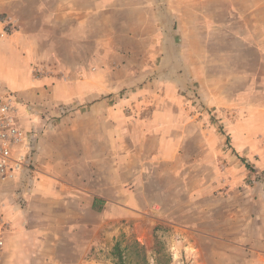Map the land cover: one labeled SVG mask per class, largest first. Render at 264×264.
Returning <instances> with one entry per match:
<instances>
[{
  "label": "crops",
  "instance_id": "crops-1",
  "mask_svg": "<svg viewBox=\"0 0 264 264\" xmlns=\"http://www.w3.org/2000/svg\"><path fill=\"white\" fill-rule=\"evenodd\" d=\"M176 7L178 35L182 30L178 42L187 37L186 29L180 26L182 18L202 14L209 21V31L239 42L231 54L242 60L244 38L248 37L244 20L255 16L264 24V0H176ZM0 10L20 27L14 39L0 41V84L17 92L23 101L50 109L61 104H92L76 118L59 120L40 140L36 182L26 197L25 208L15 204L13 186L0 182V264L32 260L23 249L27 244L36 248L41 245L42 236L45 238L42 232L56 223L57 218H51L59 214L54 207L65 208L60 215L70 216L67 221L81 231L88 227V215L96 210V200L106 204L113 200L114 206L120 207L114 200L137 198L138 185L163 182L169 172L178 183L190 181L184 178L183 146L170 144L164 130L168 114L139 106L153 108L159 102L168 103L169 97L162 93L171 84L164 80H169L166 74L175 68L166 64V57L180 54L188 58L184 46L175 54L169 45L173 38L165 25L169 0H0ZM106 37L116 41L122 37L134 42L141 39L145 45L106 50ZM106 53L119 56V60L105 59ZM3 59L10 63L7 70L2 66ZM116 71H123L124 76L118 78ZM153 82L161 83V94L150 98L139 91L105 110L101 98L115 92L114 87ZM133 103H137L136 109L129 110ZM32 114L23 111L26 128L31 126L30 118L36 119ZM150 123L154 129L147 135ZM152 138L157 142L154 149L146 144ZM115 209L113 213L120 214L121 208ZM261 215L256 216L262 221L254 232L244 228V251L257 256L253 264H264Z\"/></svg>",
  "mask_w": 264,
  "mask_h": 264
},
{
  "label": "rangeland",
  "instance_id": "rangeland-1",
  "mask_svg": "<svg viewBox=\"0 0 264 264\" xmlns=\"http://www.w3.org/2000/svg\"><path fill=\"white\" fill-rule=\"evenodd\" d=\"M169 11L168 22L164 20L173 35L169 45L174 47L175 54L181 53L184 46L188 58L185 60L180 54L166 57V64L175 68L166 74L169 80H164L171 84L162 93L169 97L168 103L159 102L153 108L147 104L139 106L168 114L164 130L170 144L183 146L184 178L190 181L178 183L169 172L163 182L138 185L137 198L114 200L120 207H115L113 200L109 204L96 201L97 211H90L88 227L81 231L74 230V224L67 221L70 216L60 215L65 208L54 207L59 212L51 216L57 218L55 225L42 232L45 238L42 236L38 248L25 246L23 252L32 260L24 264H118L114 256L118 242L126 264H253L257 256L244 251V228L254 232L262 221L257 218L264 214V37H257L264 34V24L256 21L255 16L244 20L248 37L244 38L242 60L241 56L231 54L232 47L239 42L225 38L224 33L209 31V21L202 14H186L182 18L180 26L186 29L187 37L178 42L182 30L178 35L176 0H169ZM0 14L7 17L1 10ZM19 30L20 27L16 28L0 41H11ZM197 33L206 37H198ZM194 34L197 36L193 38ZM144 45L141 39H104L106 50L112 46ZM105 57L119 60L117 55L106 53ZM9 64L2 60L5 70ZM33 70L32 73L37 72ZM115 76L122 78L124 72L116 71ZM160 84L114 87L115 92L106 93L101 100L107 111L139 91L150 98L161 94ZM4 88L20 98L17 92ZM23 102L36 118L29 119L31 124L43 125L47 114L62 107L70 110L45 128L43 136L59 120L76 118L92 105L61 104L50 109ZM136 106L133 103L128 109ZM25 120L23 117V126ZM146 129L149 135L154 128L150 123ZM146 144L154 149L157 142L152 138ZM115 208H121L120 214L113 213ZM62 219L64 223H60ZM141 249L144 253L139 255L137 250Z\"/></svg>",
  "mask_w": 264,
  "mask_h": 264
},
{
  "label": "built area",
  "instance_id": "built-area-1",
  "mask_svg": "<svg viewBox=\"0 0 264 264\" xmlns=\"http://www.w3.org/2000/svg\"><path fill=\"white\" fill-rule=\"evenodd\" d=\"M0 25V38L10 36L19 28L8 16H0ZM24 110L26 113L31 112L21 98L0 84V182L13 186L15 204L21 209L24 208L26 197L36 182V156L45 128L52 126L57 118L68 115L70 111L65 107L51 111L44 119L43 125L34 122L30 128H25L22 125ZM2 247L3 240L0 238V248Z\"/></svg>",
  "mask_w": 264,
  "mask_h": 264
},
{
  "label": "trees",
  "instance_id": "trees-1",
  "mask_svg": "<svg viewBox=\"0 0 264 264\" xmlns=\"http://www.w3.org/2000/svg\"><path fill=\"white\" fill-rule=\"evenodd\" d=\"M97 201V200H96ZM99 202H103L101 200H99ZM101 210V209H99ZM133 247V246H132ZM126 248H129V246H126ZM137 253L139 255H142L144 252H143V249L141 250H137ZM114 256L115 258L118 260V264H126V260H125V256H124V250L122 249L121 247V243H117L114 247ZM144 258V257H143ZM138 264V263H137Z\"/></svg>",
  "mask_w": 264,
  "mask_h": 264
}]
</instances>
